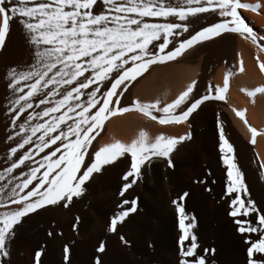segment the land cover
<instances>
[{
  "label": "snow or ice",
  "instance_id": "1",
  "mask_svg": "<svg viewBox=\"0 0 264 264\" xmlns=\"http://www.w3.org/2000/svg\"><path fill=\"white\" fill-rule=\"evenodd\" d=\"M98 3L102 9L94 11ZM241 10L259 15L264 4L259 0H0V49L14 22L30 46V60L6 73V88L13 95L7 108L11 127H17L22 114L26 119L18 124V131L7 136L8 141L15 140L8 148L12 162L0 173V181L7 178L0 186V264H5L8 245L24 218L50 206L69 208L83 197L88 184L105 166L128 158L120 196L137 183L142 168L154 159L162 160L169 169L174 167L171 154L178 144L191 139L190 134L173 137L161 132L152 137L141 129L129 142L116 139L99 147L93 142L110 117L136 112L160 125H179L204 102L224 101L231 72L224 74L223 87L209 85L203 95H194L198 82L193 79L162 106L159 99L147 103L133 99L131 105L121 106L129 86L153 66L177 61L195 46L224 34L239 35L264 53V45L258 43L264 36H258L246 23ZM206 15L219 19L190 31L191 21ZM257 64L264 73V62L257 58ZM237 71L243 72V67ZM241 91L253 98L264 95V86ZM34 108L40 110L31 111ZM233 112L250 133L249 143L255 144L257 129L248 125L243 110ZM217 129L220 160L226 169L228 215L234 218L247 245L246 264H264V214L252 199H244L249 193L243 173L219 120ZM260 169L264 175V163ZM14 170H20L19 174L13 175ZM187 195L182 193L171 201L178 215L177 264H207L197 251L199 244L192 231L195 218L183 209ZM117 207L122 210L110 218L109 232H115L117 225L136 211L137 199H124ZM250 214L255 223L248 219ZM78 222L79 217L74 230ZM120 239L127 243L123 236ZM96 251H104L103 241ZM204 251L214 254V250ZM42 252L43 245L35 251L32 264H41ZM69 257L70 249L64 245V264H69ZM94 264H100L99 258Z\"/></svg>",
  "mask_w": 264,
  "mask_h": 264
},
{
  "label": "bare ground",
  "instance_id": "2",
  "mask_svg": "<svg viewBox=\"0 0 264 264\" xmlns=\"http://www.w3.org/2000/svg\"><path fill=\"white\" fill-rule=\"evenodd\" d=\"M244 2L256 3L257 0ZM259 2L264 4V0ZM101 9L98 3L94 11ZM241 13L257 35L264 36V10L259 15L243 10ZM218 19L211 15L193 19L190 31L199 30ZM258 43L264 45V41ZM257 58L264 62V53L250 41L236 34H224L195 46L177 61L153 66L138 78V82H133L121 97V106L131 105L133 99L145 103L159 99L162 106L193 79L198 82L194 95H203L209 85L223 87L224 74L232 73L225 100L204 102L182 124L160 125L136 112L110 117L93 142L95 147L116 139L129 142L141 129L152 137L162 132L173 137L190 134L191 139L178 144L171 154L173 168L169 169L162 160L154 159L152 164L142 168L137 183L123 196L119 192L125 183L121 177L128 170L126 157L96 174L83 197L75 200L69 208L50 206L24 218L16 229L15 239L8 245L9 256L5 264H32L34 253L41 245V264H64V245L70 249L69 264H94L96 258L100 264H177L178 215L171 201L185 192L188 195L182 202L183 209L190 218H195L192 231L197 236V251L205 256L207 264H246L247 245L236 230L234 218L228 215L229 198L224 194L226 169L218 150L217 121L233 146L235 161L243 173L249 193L244 199H252L264 214V175L260 169L264 163V135L260 134L264 132V95L249 98L241 91L264 86V73L259 70ZM29 60L30 46L26 44L22 28L14 22L4 48L0 49V173L12 162L8 148L15 140L8 141L7 136L18 131V124L26 119L22 114L17 127H11L7 108L13 95L6 88V73L10 67H22ZM241 66L243 72L237 71ZM233 109L243 110L248 125L257 129L255 144L249 143L251 135ZM39 110L34 108L31 111ZM29 165L35 166L31 162ZM22 169L27 171L23 166ZM19 171L14 170L13 175H18ZM6 182L7 178L0 181V186ZM132 198L137 199L136 211L118 224L115 232H109L110 218L130 205L117 206L122 200ZM77 217L79 222L74 230L72 226ZM248 219L255 223L254 215L250 214ZM121 236L127 243L121 242ZM101 241L104 242V251L97 252ZM205 249L214 250V254L205 253Z\"/></svg>",
  "mask_w": 264,
  "mask_h": 264
}]
</instances>
